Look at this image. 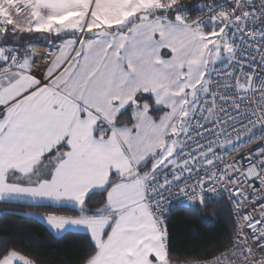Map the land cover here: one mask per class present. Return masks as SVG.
<instances>
[{"label":"snow or ice","instance_id":"obj_1","mask_svg":"<svg viewBox=\"0 0 264 264\" xmlns=\"http://www.w3.org/2000/svg\"><path fill=\"white\" fill-rule=\"evenodd\" d=\"M199 13L185 0H0V203L75 211L25 215L83 233L78 264H264V0ZM225 194L230 240L176 258L173 201ZM0 264L39 261L5 241Z\"/></svg>","mask_w":264,"mask_h":264},{"label":"trees","instance_id":"obj_2","mask_svg":"<svg viewBox=\"0 0 264 264\" xmlns=\"http://www.w3.org/2000/svg\"><path fill=\"white\" fill-rule=\"evenodd\" d=\"M199 2L185 0L193 12L198 10ZM100 199V196L93 197L90 206H96ZM26 213L77 214L70 209L0 203V244L14 243L39 264H78L88 244L83 233L69 231L56 235L44 221L31 219ZM234 221L232 205L225 199L208 200L206 206H197L195 210L185 206L174 208L168 222L169 243L174 256L191 258L222 247L234 234Z\"/></svg>","mask_w":264,"mask_h":264},{"label":"built area","instance_id":"obj_3","mask_svg":"<svg viewBox=\"0 0 264 264\" xmlns=\"http://www.w3.org/2000/svg\"><path fill=\"white\" fill-rule=\"evenodd\" d=\"M209 2H211L210 0H200V2H199V6L201 5V4H205V3H209ZM200 13H199V7H198V10H196V11H191V15H193V16H196V15H199ZM38 44V46H46V43H37ZM39 75V74H38ZM256 147V144L255 143H253V144H251V145H247V146H242V148H241V150H239L237 153H236V155L238 156V157H240V156H244L250 149H252V148H255ZM230 158V157H229ZM220 199H225L226 201H228V202H230L231 203V201L227 198V195L225 194V195H223V196H220V197H216V198H213V199H210V200H220ZM231 205H232V203H231ZM181 206H183L182 204H180V203H178L177 201H173V203H172V208H171V211L174 209V208H176V207H181ZM232 212H233V217H234V219L236 218L235 217V210H234V208H233V205H232ZM169 219H170V215L168 216V218H167V226H168V222H169Z\"/></svg>","mask_w":264,"mask_h":264},{"label":"crops","instance_id":"obj_4","mask_svg":"<svg viewBox=\"0 0 264 264\" xmlns=\"http://www.w3.org/2000/svg\"><path fill=\"white\" fill-rule=\"evenodd\" d=\"M37 42H41V43H43V42H46V41H44V40H39V41H37ZM54 233H55V231L54 230H52ZM55 234H57V233H55ZM58 235V234H57ZM60 235V234H59Z\"/></svg>","mask_w":264,"mask_h":264},{"label":"rangeland","instance_id":"obj_5","mask_svg":"<svg viewBox=\"0 0 264 264\" xmlns=\"http://www.w3.org/2000/svg\"><path fill=\"white\" fill-rule=\"evenodd\" d=\"M54 233V232H53ZM57 235V234H56ZM59 235V234H58Z\"/></svg>","mask_w":264,"mask_h":264}]
</instances>
